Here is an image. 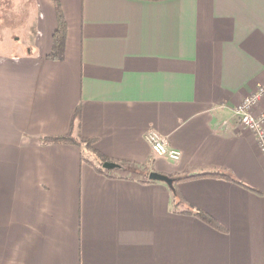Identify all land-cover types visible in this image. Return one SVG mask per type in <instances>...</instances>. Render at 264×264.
Here are the masks:
<instances>
[{
    "label": "crops",
    "instance_id": "1",
    "mask_svg": "<svg viewBox=\"0 0 264 264\" xmlns=\"http://www.w3.org/2000/svg\"><path fill=\"white\" fill-rule=\"evenodd\" d=\"M17 1L31 37L0 50V264H264V153L234 113L264 84V0ZM150 131L181 158L156 156ZM70 134L119 167L44 140Z\"/></svg>",
    "mask_w": 264,
    "mask_h": 264
},
{
    "label": "trees",
    "instance_id": "2",
    "mask_svg": "<svg viewBox=\"0 0 264 264\" xmlns=\"http://www.w3.org/2000/svg\"><path fill=\"white\" fill-rule=\"evenodd\" d=\"M152 1H160V0H152ZM55 7L58 17V27L53 35L52 49L51 52L48 54V59L58 61V60H62L65 55L66 39H67V23L64 14L62 12L61 5L58 1H55ZM80 120H81V107H78L72 120V127L76 128L78 125H80ZM44 140L50 143H67V144L79 145L83 148L84 154L88 155L83 157L84 160H86L92 166H94L98 172L100 173L108 172V169H105L103 167V164L105 162H109V160L94 147L95 143L97 142V139L88 138V137H75L72 134H70V135L46 137ZM199 176L226 177L229 180H232L242 185V183L235 180L232 176L220 172L201 173L196 176L173 179V183H178L180 181L189 178L199 177ZM173 201L176 207L179 206L180 203L182 202L180 196L178 195L175 189L173 190ZM185 212L188 214H194L200 220H202L203 222H205L206 224L210 225L211 227L217 230L225 231V228H223L212 216L206 213H203L201 211H190V210Z\"/></svg>",
    "mask_w": 264,
    "mask_h": 264
},
{
    "label": "built area",
    "instance_id": "3",
    "mask_svg": "<svg viewBox=\"0 0 264 264\" xmlns=\"http://www.w3.org/2000/svg\"><path fill=\"white\" fill-rule=\"evenodd\" d=\"M264 99V84L261 85L254 93L247 96L234 109V113L239 120L241 127L250 130L261 151L264 153V110L257 112L258 107ZM146 139L156 156L166 158L171 161H178L181 158V151L172 148L166 137L159 135L157 132L150 131Z\"/></svg>",
    "mask_w": 264,
    "mask_h": 264
},
{
    "label": "rangeland",
    "instance_id": "4",
    "mask_svg": "<svg viewBox=\"0 0 264 264\" xmlns=\"http://www.w3.org/2000/svg\"><path fill=\"white\" fill-rule=\"evenodd\" d=\"M10 1L11 10L7 8L4 12L0 11V50L5 52L20 51L31 37V30H26V20L32 9L27 6V12L24 13L26 7L22 10L17 0Z\"/></svg>",
    "mask_w": 264,
    "mask_h": 264
},
{
    "label": "water",
    "instance_id": "5",
    "mask_svg": "<svg viewBox=\"0 0 264 264\" xmlns=\"http://www.w3.org/2000/svg\"><path fill=\"white\" fill-rule=\"evenodd\" d=\"M103 167L105 169L112 170V169L117 168L119 166L117 164H115V163H112V162H105L103 164ZM149 178L152 181H161V182L167 183L170 186L173 185V179L168 178L167 176H164V175L156 173V172L150 173Z\"/></svg>",
    "mask_w": 264,
    "mask_h": 264
}]
</instances>
